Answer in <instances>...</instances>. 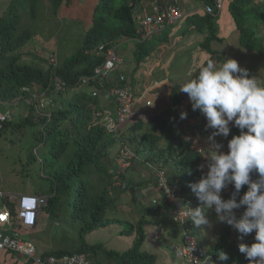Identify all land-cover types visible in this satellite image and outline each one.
I'll return each mask as SVG.
<instances>
[{"label":"trees","instance_id":"16d2710c","mask_svg":"<svg viewBox=\"0 0 264 264\" xmlns=\"http://www.w3.org/2000/svg\"><path fill=\"white\" fill-rule=\"evenodd\" d=\"M46 1L51 14L55 16L60 7L69 5V0ZM148 1L152 0H97L80 46L70 55H57L55 62L49 63V58H46L44 61L49 64L47 68L24 60L21 53L22 47L37 33L35 22L41 11L39 0H10L0 14V101L30 99L28 112L24 116L14 121H0V132L10 130L28 135L26 163L38 164L39 173L49 184L43 192L48 196L43 209L58 224L76 228L80 240L77 248L51 250L50 253L85 252L93 259L92 264H101L104 254L108 255L107 260L108 257L114 258L116 264H156L157 255L154 252L141 250L143 227H140L135 242L125 250L107 248L101 242L91 244L86 241L89 232L107 225L110 219L107 212L117 208L121 197L117 189L126 191L128 188L132 201L139 203L144 196L142 186L149 181L156 184V178L149 181H136L132 177H128V181L120 180L126 175L118 171V155L115 157L114 153H119L123 146L132 148L138 156L136 159L165 169L169 182L177 184L184 198L191 200L193 206L199 201L190 185L206 174L200 169L203 152L193 146L183 131L182 125L187 118L181 120V113H177V107L187 102L186 93L179 91L182 84H173L169 97L171 105L165 110L138 123L130 121L119 128L117 135H113L95 119V111L112 108L113 105L102 104L101 97L93 96L82 83L85 77L93 81L94 68L101 63V58L95 54L100 45L118 47L136 40L138 45L134 53L137 64L151 52L145 47V40H138L135 19L136 8ZM212 2L205 0V4ZM225 6L238 28L240 44L257 50L264 68V2L256 4L253 0H226ZM221 12H205L203 19L198 17L208 25L203 30L206 36L201 42L210 54L208 61L220 64L225 61V56L211 43L223 40L213 23ZM28 16L29 22L24 20ZM118 72L126 75L127 70ZM54 77L65 80L69 89H55L51 82ZM38 86L45 96L51 95L48 109L39 108L41 93L38 97L34 94ZM189 111H193L191 102ZM239 134L240 130L231 126L230 134L222 141L226 143ZM118 181L126 182L129 187L116 185ZM139 204L148 211H158L166 205L164 202L154 206L144 205L141 201ZM254 242L255 239L249 245ZM207 249L223 264H249L239 251V243L231 238V229L226 223L216 242ZM221 252L227 254V260H220Z\"/></svg>","mask_w":264,"mask_h":264},{"label":"rangeland","instance_id":"374dc122","mask_svg":"<svg viewBox=\"0 0 264 264\" xmlns=\"http://www.w3.org/2000/svg\"><path fill=\"white\" fill-rule=\"evenodd\" d=\"M9 2L10 0H0V14ZM93 2L95 1L69 0V5L66 8L64 6L60 7L55 16L51 14L47 6V1L39 0L38 5L41 11H39L38 19L35 22L37 33L28 44L22 47L21 53L23 59L38 63L47 68L49 64L44 60L49 58V63H51L50 59L52 54L60 57L72 54L83 41L89 25L90 3ZM179 4L184 15L175 23L167 26L165 34L159 32V34L157 33V35L149 37L146 40L145 47L149 48L151 52L141 58L139 64H137L134 53L138 45L136 40H131L118 46L119 53L127 59L124 69L127 70V73H125L128 76L129 82L142 91H145L149 87L154 88L155 84L164 78L174 83L183 84L190 79L196 78L200 69L206 66L208 62L210 54L201 45L200 41V38L204 36L202 31L208 27L206 23L201 22L202 20L200 21L199 19H203V15L205 14L203 10L205 0H179ZM29 9L30 6L27 7L28 11ZM24 20L29 22L30 17L28 16ZM200 23L202 24L200 25ZM213 23L215 24L217 32L223 37V40L212 41V47L218 49L225 56V60L227 58L238 60L242 67L249 70L250 76H257L259 81L263 83L264 68L261 55L257 50L245 48L240 44L238 28L226 6L221 14L213 19ZM165 41H167L166 44L169 50L162 56L155 50L158 45ZM159 59L161 62L157 65ZM214 62L220 65L216 61ZM194 75L195 77H193ZM85 88L91 90L93 86L89 85ZM40 93L41 89L38 86L35 88L34 94L39 96ZM156 95L157 90L155 89L151 96ZM47 98L50 99L51 95H48ZM186 100L190 102L188 96ZM8 104L10 103L0 101V111L9 110L12 114V121L22 117L27 111V101H25V98L17 99L11 105ZM182 105L185 106L186 103L184 102ZM49 106H51V102ZM141 109L142 107L140 105L136 107V110ZM154 110L155 108L144 111L142 117L137 119L135 123L143 119H148L149 115L154 113L152 112ZM26 136L28 135L23 136V134H16L10 130L0 132V170L3 178V191L8 197L12 196V198H15L21 194H32L36 192L45 193L49 186L47 180L39 173V165L36 163H26V141L28 138ZM117 155L118 152L115 151L114 156L116 157ZM151 169L152 167L141 159L130 162L119 161L118 166V171L126 175L120 178V180L124 181H128V177H134V179H137L138 176L139 178L145 177L142 173L148 175ZM253 176H255V173H253ZM153 178H156L155 174ZM116 185L118 184L116 183ZM117 191L120 192L121 197L118 201L117 208L115 210H108L107 215L110 219L107 225L99 226L89 232L86 235V240L91 243L101 242L107 248L125 250L135 242L140 234V227H143L141 250L146 249L155 252L157 254L156 264H184L179 257L172 254L168 241L163 239L164 234H162L161 239L155 238L154 232L156 230V232H160L161 230L156 228V224L152 221L155 219L154 211L141 209L138 212V205L132 201V193H130L128 188H126V191H122L121 189H117ZM246 191L247 185L241 189L240 194L237 196V201H239ZM142 202L144 205L154 206L150 198L146 199L144 197ZM197 207H205V205L199 200L194 204V208ZM204 211L209 220L208 226H201L204 232L195 228L194 225L190 227V230L197 236V239L200 240L199 242L208 248L211 243L216 242L218 234L221 232L225 223L218 222L214 208H205ZM234 211L237 218H240L245 211V207ZM44 225H46L45 228L34 236L26 232H23V236L35 240L43 246L46 243H52L61 244L63 248L73 249V247L80 245L76 228L62 224L56 225L52 219L47 220V222L44 221ZM172 225L177 224L172 223ZM124 229H127V231L123 232L122 230ZM230 229L231 238L233 239L234 237V240L239 244L242 242L249 244L255 239V232L240 240V234L231 226ZM158 245L163 251H159L156 248ZM104 256L106 258L108 255L104 254ZM107 261L108 264H116L115 259L112 257H108Z\"/></svg>","mask_w":264,"mask_h":264},{"label":"clouds","instance_id":"9594fccd","mask_svg":"<svg viewBox=\"0 0 264 264\" xmlns=\"http://www.w3.org/2000/svg\"><path fill=\"white\" fill-rule=\"evenodd\" d=\"M179 91L188 95L193 111L205 116L206 130H212L208 137L211 146L204 155L209 161L208 171L190 185L205 207L190 208L187 220L204 232L201 226L209 225L204 209L214 208L218 222L234 228L240 240L255 232V242L240 243L239 251L249 264H264V83L250 76L238 60L227 58L220 65L208 61ZM186 118L187 113L182 112L180 119ZM230 125L240 134L228 141L229 150L223 152L216 137H227ZM253 173L257 179L252 178ZM229 185L235 191L224 199L221 193ZM245 185L247 191L237 201ZM241 207L245 211L237 218L234 210ZM219 258L224 261L228 256L221 252Z\"/></svg>","mask_w":264,"mask_h":264},{"label":"built area","instance_id":"2783aa9c","mask_svg":"<svg viewBox=\"0 0 264 264\" xmlns=\"http://www.w3.org/2000/svg\"><path fill=\"white\" fill-rule=\"evenodd\" d=\"M226 0H213L211 4L206 3L204 11L209 14L220 12L225 7ZM256 4L264 0H253ZM183 16L179 0H154L150 3V9L143 15L136 14L138 34L140 41L163 31L168 25L178 21ZM95 54L101 58L100 65L94 68L93 81L85 77L82 83L86 86L92 85L90 90L93 96L108 94L112 108L95 111V119L104 125L107 131L117 135L119 128L130 121H136L144 111L153 107V98L149 97L153 88L136 95L126 75L121 71L127 63L126 59L119 53L118 47H107L100 45ZM56 55H51V62H55ZM55 89L65 91L69 89L65 80L54 77L51 81ZM28 89V88H26ZM37 95H35L36 97ZM38 97V96H37ZM50 100L44 93L40 94L38 102L40 109H46ZM140 105L141 110H136ZM12 119L9 110L0 111V121ZM198 148V147H197ZM203 152L201 148H198ZM138 158L129 146H123L118 153V160L129 162ZM156 175L154 186L155 196L152 199L154 205L166 203L172 206L170 217L173 222L182 227V238L179 243L172 245V252L184 260L186 264H223L213 253L204 247L193 232L190 230L191 221L188 222L190 208L194 209L193 203L185 199L180 188L175 183H170L165 169L151 166ZM118 186L126 187L127 183L117 182ZM169 189V191H168ZM48 202V196L42 192L32 194H21L15 198L8 197L3 191V178L0 170V250H8L24 255L29 264H92L93 259L85 252L74 253H41L36 243L23 236L22 231L34 228L38 223V215ZM12 203V205H11ZM161 233H156L159 239Z\"/></svg>","mask_w":264,"mask_h":264},{"label":"crops","instance_id":"0c3cea01","mask_svg":"<svg viewBox=\"0 0 264 264\" xmlns=\"http://www.w3.org/2000/svg\"><path fill=\"white\" fill-rule=\"evenodd\" d=\"M94 1L95 2L90 3V5H91L90 18H91L92 12H93V7H94V5H95L97 0H94ZM152 1H154V0H152ZM152 1L144 2L143 4L139 5V7L136 8V14L138 13V14L143 15L147 10L150 9V3ZM183 15H184V13H183ZM90 18H89V21H90ZM137 28H138V24H137ZM166 30L167 29L165 28L160 33L163 32V34H165ZM137 33H138V29H137ZM202 33H203L204 36H203V38H200L201 42L203 41V39L206 36V33L204 31H202ZM179 36H181V35H179ZM138 38H139V36H138ZM166 43H167V41H165V42L161 43L160 45H158L156 47L155 51L159 52V54L164 56L167 53V51L169 50V48L167 47ZM160 62L161 61L159 59L157 61V65L160 64ZM126 77L128 79L127 75H126ZM173 84H174V82L164 78V79L160 80L159 82H157L155 84L154 88L153 87H149V88H153V91L155 89L157 90V95L156 96H151L153 91L149 95V97L153 98V102H154V104H153L154 107L151 108V110L155 108V110L152 111V112H154L153 114H159L160 112H162L163 110H165L167 107H169L171 105V100H170L169 97H170V94H171L172 89H173ZM131 85H132L133 90H134L136 95H139L141 92H143L140 88L134 86L132 83H131ZM187 96L188 95L186 94L185 97H187ZM25 101H27V111L24 113V115L28 112V108H29V105H30V99L29 98H25ZM1 102L7 103L5 101H1ZM100 102L102 104L110 103V98L108 97V94H103L101 96ZM9 103L10 104H8V105H11L13 102H9ZM188 105H189V102L188 103L186 102L185 106L182 105V104L180 106H178L177 107V113H179L180 111H181V113L182 112H187ZM1 111H5V110H1ZM187 113H188L187 120L184 121V123L182 125L183 131H184V133L186 135L189 136V138L192 141L194 147H196V148L198 147V148H201L203 150V160H202V165L204 166L203 167V171L205 173H207V171H208L207 165H208L209 161H208L207 158L204 157V155L206 154V152L209 151V149H207V148H209L211 146V142L208 140V137L211 134L212 130L211 129L206 130V123H207L206 118H205L204 115L201 114V112L199 110L189 111ZM150 116L151 115H149V117ZM223 138H225V136H223V135L216 137V142L223 145V148L221 149V151L228 152V150H229L228 149V142H226V143L223 142L222 141ZM146 164L150 166L149 163H146ZM149 172L150 173L148 175L142 173V175L145 176V177H142V178L140 177L139 178V176H138L137 179H134V177H132V178L134 180H136V181H142V180L149 181V179L153 178V175H154L153 168ZM252 178L255 179V176L252 175ZM154 186H155V183H152L150 181L146 185L142 186L143 187L142 191H143L144 197H146V199L150 198L152 200L153 197L155 196V193H154V190H153ZM234 191H235L234 186L229 185L226 189H224L222 191L221 195H222V197L224 199H229V198H231V196H232ZM144 197L142 196L140 198L141 200L139 199V203H140V201H141V203H143L142 199ZM139 203L138 202L136 203L138 205V209H137L138 212L141 211V209H142V205L139 204ZM169 206L170 205H164V207H161L158 211H154L155 219L152 220V221L156 224V228L161 230L160 231L161 236H160L159 239H161L162 234H164L163 235V239L168 241V244L170 245V248L172 250V245H174L176 243H179L181 241V238H182V227H181L180 224L175 223V222L172 221V219L170 217L171 206H170V208H169ZM50 219H52V218L49 216V213L46 210L42 209V211L38 215V223H37V225L34 228H32V229L23 230L22 234H23V232H26L27 234L34 236L40 230H43L45 228L46 225H44V221L47 222V220H50ZM52 221L54 222V224L58 225L57 221H55L54 219H52ZM172 223L173 224H177L178 226L177 225H172ZM192 225L193 224H191V226ZM156 231L154 232L155 234L159 233V232H156ZM220 233L218 234V236L220 235ZM171 237H173V239H171ZM195 237L197 238L196 235H195ZM32 241H34L36 243V245L38 247V250L41 253H45V252H49L51 250H57V249H69V248H63L61 246V244H52V243L48 244V243H46L43 246L41 243H38L35 240H32ZM198 241H200V240H198ZM87 242L91 243L89 241H87ZM93 243H96V242H93ZM78 246L73 247V249L77 248ZM156 248L159 251L160 250L163 251V249L159 245L156 246ZM172 254H174V253L172 252ZM181 260H182V263L186 264L183 259H181ZM0 264H29V263H28L27 257L24 256V255H20V254H18L16 252H13V251L0 250ZM101 264H108L107 258H105V256L101 260Z\"/></svg>","mask_w":264,"mask_h":264}]
</instances>
